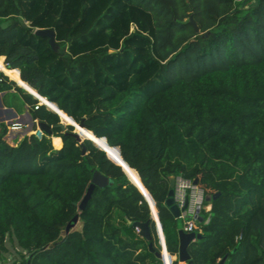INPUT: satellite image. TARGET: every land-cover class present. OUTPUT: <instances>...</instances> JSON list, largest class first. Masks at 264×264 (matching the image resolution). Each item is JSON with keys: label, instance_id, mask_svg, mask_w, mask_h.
<instances>
[{"label": "trees", "instance_id": "16d2710c", "mask_svg": "<svg viewBox=\"0 0 264 264\" xmlns=\"http://www.w3.org/2000/svg\"><path fill=\"white\" fill-rule=\"evenodd\" d=\"M0 70L3 105L52 125L10 145L0 121V258L9 240L20 264H164L147 201L107 152L151 196L165 255L178 252L164 202L181 175L211 203L194 264H264V0H0ZM96 169L110 183L79 210Z\"/></svg>", "mask_w": 264, "mask_h": 264}, {"label": "water", "instance_id": "95a60500", "mask_svg": "<svg viewBox=\"0 0 264 264\" xmlns=\"http://www.w3.org/2000/svg\"><path fill=\"white\" fill-rule=\"evenodd\" d=\"M189 22L193 25L195 31L198 30V27L197 25L195 24L194 20L190 17L189 18ZM34 34L35 35H39V36H43V37H47L48 38V42L49 44L52 46V47H55V32L53 29H50V28H35L34 30ZM2 71V70H0ZM3 72V71H2ZM5 74V72H3ZM6 75V74H5ZM10 79V78H9ZM12 80V79H11ZM14 81V80H13ZM15 82V81H14ZM16 83V82H15ZM16 85H18L19 87L25 89L24 87L20 86L19 84L16 83ZM26 90V89H25ZM30 93L33 97L37 98L39 100L40 97H43L39 94H32L31 92H28ZM45 98V97H44ZM12 108L11 107H4L2 106L1 104V101H0V114L1 112L3 111H11ZM54 112V111H53ZM56 113V112H55ZM57 114V113H56ZM68 125H71V126H74V124H69L67 123ZM76 125H78L80 128H85L84 126V123L82 121L80 122H75ZM56 126L60 127L61 128V131L65 132V123L62 122L61 120H59V122L56 124ZM33 127L34 129H36L37 131H41L47 135L51 134L52 132V125L44 122V121H34L33 122ZM75 128V126H74ZM88 130V129H87ZM72 134L74 135V137L76 138L77 141L79 142H82L83 139H81V135L76 132V131H72ZM99 138H104V137H99ZM84 139H89V138H84ZM105 139V138H104ZM90 140V139H89ZM91 141V140H90ZM92 142V141H91ZM93 143V142H92ZM94 144V143H93ZM95 145V144H94ZM96 146V145H95ZM98 147V146H96ZM99 149H101L100 147H98ZM105 152L104 149H101ZM81 152L82 154L85 152L84 151V147H82L81 149ZM105 154L108 156V158L113 161L115 164L119 165L121 167V169L123 170V172L125 173L127 179L133 183L138 189L139 191L142 193L143 197L145 198V200L147 201L149 207H150V212H151V217L153 218V220L156 222L157 224V219L158 217L157 216V212L155 213V211L153 210V206H154V202L151 198V196L149 195V193L147 192V190L144 188V186L142 185L140 179H139V182L141 184V186L143 187L144 190H146L147 192V195L143 192V190L140 189L139 185L136 184L135 182H133L127 175L126 171L123 169V167L118 164L116 161H114L109 155L107 152H105ZM135 170V169H134ZM137 173V172H136ZM194 182H196L197 180L194 179L193 180ZM110 183V179L108 176H106L105 174L101 173L99 170H94L93 173H92V176H91V179H90V182H89V185L87 187V190L85 192V194L83 195L82 199L80 200V202L78 203V209L79 210H83L85 208V205L88 201V199L90 198L91 196V193L94 189L95 186H98V187H104L106 185H108ZM168 185H169V190L167 192V198L165 199V205L169 208L170 212L172 213V215L177 218L178 215H179V208L178 206L174 203V199H173V186H174V176L171 175L169 176L168 178ZM152 202V203H151ZM155 207V206H154ZM156 214V215H155ZM78 214H75L71 221H69L66 225H65V228H64V232L65 233H68L69 230L71 228H73L76 223L78 222ZM198 221H201V218L200 216L198 217ZM133 226L137 227L138 228V233L144 237L145 239L147 240H150L151 239V234H150V230H149V227H148V222H144V223H141V222H133L132 223ZM201 233L199 232H185L182 228H180L178 230V252H177V258L179 261L183 262L184 264H194L193 260L190 258L189 256V253L187 251V247L188 245L196 240V239H199L201 237ZM160 239H161V250L160 251H154V248L152 246V243L149 242L148 244V247H149V250L150 251H153L155 253V255L160 258L164 264H167L166 263V258H165V254H164V250H166V246H165V242L163 240V237H161L160 235ZM226 259V254L223 255L222 257H220L216 264H223L224 260ZM26 264H29V261L27 260Z\"/></svg>", "mask_w": 264, "mask_h": 264}, {"label": "built area", "instance_id": "2783aa9c", "mask_svg": "<svg viewBox=\"0 0 264 264\" xmlns=\"http://www.w3.org/2000/svg\"><path fill=\"white\" fill-rule=\"evenodd\" d=\"M42 104L39 100L34 105V108H37ZM36 121V120H34ZM18 129L21 127L20 123H11L8 128ZM36 132V129L33 130ZM44 133L40 132L35 135L41 137ZM194 179H187L181 175L174 176V186H173V199L174 203L179 208V215L177 218H181L183 221L182 229L185 232H192L196 230L198 226V217L200 216V209L204 208L203 201L205 196L203 190L197 185ZM138 231V228L136 227Z\"/></svg>", "mask_w": 264, "mask_h": 264}, {"label": "crops", "instance_id": "0c3cea01", "mask_svg": "<svg viewBox=\"0 0 264 264\" xmlns=\"http://www.w3.org/2000/svg\"><path fill=\"white\" fill-rule=\"evenodd\" d=\"M9 91H13L12 87L9 89ZM4 92L5 91H1L2 96H3ZM1 98L2 97H0V101H1ZM1 104H2V106H4L2 101H1ZM4 107H8V106H4ZM11 108H12L11 111H3V112H1L0 121L4 122L7 125V130L8 131L14 132V133L10 134V138L12 139L13 142H12V144L11 143H9V144L10 145H16L17 142H19L25 135H27L29 133H34L33 132V130H34L33 122H34V120L32 119V117H31V115H30V113H29V111L27 109H23L21 112H17V111H15V109L13 107H11ZM15 122L20 123L21 127L18 128V129H11L10 127L8 128V126L11 123H15ZM54 137H57V138L60 139V145H61V138L59 136H52V135L50 136L51 143H52L53 147L54 148H58L53 143V138ZM207 201H208V203L204 204V208H203L205 211H209L210 208H211L210 201L209 200H207ZM155 228H156L157 236L159 237V244L161 245V242H160L161 241V239H160V231L162 233V229H161V227H160V230L158 229L156 222H155ZM162 237H163V240H164V236L163 235H162ZM169 255L171 257V264H172L173 260H177V264H184L183 262L178 260L177 253L173 254V255H171V254H169ZM225 261H226V259L224 260L223 264L225 263Z\"/></svg>", "mask_w": 264, "mask_h": 264}, {"label": "rangeland", "instance_id": "374dc122", "mask_svg": "<svg viewBox=\"0 0 264 264\" xmlns=\"http://www.w3.org/2000/svg\"><path fill=\"white\" fill-rule=\"evenodd\" d=\"M253 1H255V0H253ZM0 97H2V93L1 92H0ZM23 109H25V108H23ZM67 125L68 124L65 123V126H67ZM72 131H75L74 126H73ZM40 132L41 131H37L36 130L35 133L39 134ZM12 133H14V132H12V131L10 132V131L7 130V133L4 136V140L6 142H8V143H11V144H12L13 141L10 138V134H12ZM80 135H81V133H80ZM84 137L85 136L83 135V138L81 137V139H84ZM55 140H56V137H55ZM207 200H209V196H205V200L203 201V204H205V201H207ZM177 223H178L179 227L183 226V221H182L181 218L177 219ZM79 228H80V221H78L77 224L74 226V229H79ZM158 242H159V237H158ZM5 247H6V249L3 252H1L0 264H20L18 259L20 258V252H22L23 250L16 244V242L15 241L11 242L9 240H6L5 241ZM160 248H161V245H160Z\"/></svg>", "mask_w": 264, "mask_h": 264}, {"label": "bare ground", "instance_id": "6f19581e", "mask_svg": "<svg viewBox=\"0 0 264 264\" xmlns=\"http://www.w3.org/2000/svg\"><path fill=\"white\" fill-rule=\"evenodd\" d=\"M80 129L81 128L79 126H77L76 129H75V131L80 134ZM81 137L83 138V136H81ZM56 140H57V142H59V138L56 137ZM165 258H166V260L171 261L170 255H165Z\"/></svg>", "mask_w": 264, "mask_h": 264}]
</instances>
